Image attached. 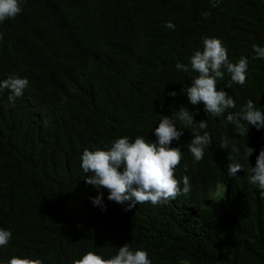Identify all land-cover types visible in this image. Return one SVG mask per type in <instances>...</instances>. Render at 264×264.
<instances>
[{"label": "trees", "instance_id": "1", "mask_svg": "<svg viewBox=\"0 0 264 264\" xmlns=\"http://www.w3.org/2000/svg\"><path fill=\"white\" fill-rule=\"evenodd\" d=\"M19 2L21 13L0 22V81L29 82L14 105L0 92V229L12 233L0 264L13 256L73 264L89 251L108 259L125 244L147 251L152 264H264V198L250 183L264 129L245 122L241 137L226 119L249 100L264 113V58L253 49L264 47V0ZM207 38L222 42L229 62L248 60L243 85L222 69L217 90L236 107L218 117L182 91L198 75L190 58ZM181 106L207 129L185 128L175 119ZM170 116L183 131L170 145L182 151L175 178L182 189L189 177V193L128 209L85 182L84 149L109 150L123 137L155 143V128ZM204 131L212 144L197 162L188 144ZM229 163L243 169L229 176ZM99 193L106 210L92 203Z\"/></svg>", "mask_w": 264, "mask_h": 264}, {"label": "clouds", "instance_id": "2", "mask_svg": "<svg viewBox=\"0 0 264 264\" xmlns=\"http://www.w3.org/2000/svg\"><path fill=\"white\" fill-rule=\"evenodd\" d=\"M21 13L19 0H0V22L15 18ZM168 29H175L170 21L165 25ZM3 34L0 33V40ZM256 56L264 58V47L253 45ZM248 66L247 58L242 57L238 63L229 62L227 49L216 38H207L203 41V51H196L190 58L192 72L198 73L193 78L191 86L185 91L189 104L203 105L206 114L214 117L222 115L227 109L236 107L234 99L224 90H217V80L223 79L224 72L230 74L231 80L243 85L246 81ZM177 70L189 72V67L182 63L176 64ZM28 80L9 77L0 81V92L8 90V101L14 105L16 98L22 96L28 86ZM175 97V91L168 93ZM187 107L181 106L176 112V118L185 128L195 127L198 130L207 129V121L195 122L194 116ZM229 124L235 126L237 135L243 137L248 134L249 128L245 122L256 129H264V113L257 109L254 102L249 100L239 111L230 112L227 117ZM155 143L149 142L145 137H136L130 142L128 137L115 140L109 150L90 151L84 149L81 156V168L85 174H90L85 180L97 190L103 188L109 193L107 199L118 204L128 203V209L136 205L150 202L152 205L174 201L181 194L190 191L189 177H183V188L180 181L175 178V170L182 159V151L178 147H170L173 141H179L183 131L177 129L175 120L162 117L155 128ZM193 139L188 144V150L197 162L204 157L205 148L212 144L211 136L204 131L203 134L194 132ZM221 149L227 148V140L222 141ZM239 151V149H234ZM254 149L247 146L248 159ZM122 169V170H121ZM240 163H229L226 173L235 176L241 171ZM250 183L257 185L260 195L264 198V150H261L254 167L251 168ZM94 206L106 210L103 204V193L92 199ZM12 237L9 230L0 229V247L6 246ZM8 264H43L40 259L20 258L13 256ZM73 264H152L147 251L130 249L129 244L120 247L118 253L112 258L105 259L93 251L87 252L82 258L73 261Z\"/></svg>", "mask_w": 264, "mask_h": 264}, {"label": "rangeland", "instance_id": "3", "mask_svg": "<svg viewBox=\"0 0 264 264\" xmlns=\"http://www.w3.org/2000/svg\"><path fill=\"white\" fill-rule=\"evenodd\" d=\"M216 193L222 194L223 193V190L221 188H217Z\"/></svg>", "mask_w": 264, "mask_h": 264}]
</instances>
